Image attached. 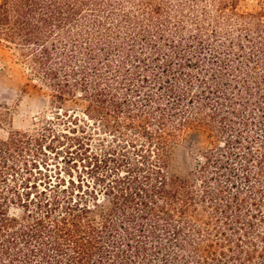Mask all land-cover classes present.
I'll list each match as a JSON object with an SVG mask.
<instances>
[{
    "label": "trees",
    "instance_id": "16d2710c",
    "mask_svg": "<svg viewBox=\"0 0 264 264\" xmlns=\"http://www.w3.org/2000/svg\"><path fill=\"white\" fill-rule=\"evenodd\" d=\"M247 2L0 0V48L58 108L0 136V264H264V0ZM189 128L212 144L171 173Z\"/></svg>",
    "mask_w": 264,
    "mask_h": 264
},
{
    "label": "rangeland",
    "instance_id": "374dc122",
    "mask_svg": "<svg viewBox=\"0 0 264 264\" xmlns=\"http://www.w3.org/2000/svg\"><path fill=\"white\" fill-rule=\"evenodd\" d=\"M255 6L256 0H248ZM66 110L81 111L86 102L77 98L65 101ZM58 110L51 101L49 91L30 74L27 64L13 50L0 48V136L6 138L10 131L33 128L51 118ZM212 142L207 132L198 128L184 130L171 144L170 172L184 175L194 171L203 152ZM100 207L92 216L99 218Z\"/></svg>",
    "mask_w": 264,
    "mask_h": 264
}]
</instances>
